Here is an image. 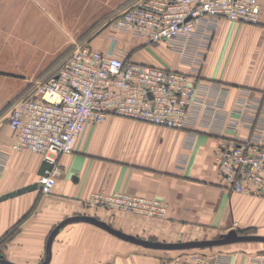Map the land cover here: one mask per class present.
<instances>
[{
	"label": "crops",
	"instance_id": "1",
	"mask_svg": "<svg viewBox=\"0 0 264 264\" xmlns=\"http://www.w3.org/2000/svg\"><path fill=\"white\" fill-rule=\"evenodd\" d=\"M135 1L0 0V36H9L6 57L13 60L0 71L20 74L0 76V112L27 95L38 73L81 39L101 52L114 39L133 62L190 73L191 67L164 44L145 47L108 26ZM258 1V26L222 20L200 69L204 79L229 89L225 111L231 117L240 89L257 99L264 96V0ZM4 118L0 115V145L15 138L7 122L1 123ZM215 146L216 137L202 132L114 116L88 126L73 153L60 157L61 172L49 195L37 185L0 201V264H166L192 252L207 255L209 264H256L252 256L264 251V241L158 247L218 241L230 231L264 238V199L226 189L214 161ZM180 155L187 156L183 169L178 168ZM47 168L36 153L9 154L0 167V197L37 184ZM100 191L158 200L167 205V215L146 219L87 206L88 197ZM82 218L152 246L121 240Z\"/></svg>",
	"mask_w": 264,
	"mask_h": 264
},
{
	"label": "built area",
	"instance_id": "2",
	"mask_svg": "<svg viewBox=\"0 0 264 264\" xmlns=\"http://www.w3.org/2000/svg\"><path fill=\"white\" fill-rule=\"evenodd\" d=\"M260 13L258 0L135 1L108 26L145 47L164 44L191 72L133 62L114 39L106 52L77 46L52 75L10 105L7 125L15 138L0 145V167L13 152L40 155L48 168L37 185L49 195L60 157L73 153L88 126L114 116L216 137L213 157L226 189L264 199V96L240 89L231 117L225 111L229 89L200 74L220 22L255 25ZM186 162L180 155L178 168ZM86 205L146 219H163L168 210L155 199L104 191L91 194ZM252 260L264 264V251ZM166 264L209 263L207 255L192 252Z\"/></svg>",
	"mask_w": 264,
	"mask_h": 264
},
{
	"label": "water",
	"instance_id": "3",
	"mask_svg": "<svg viewBox=\"0 0 264 264\" xmlns=\"http://www.w3.org/2000/svg\"><path fill=\"white\" fill-rule=\"evenodd\" d=\"M37 188V184H33L30 185L28 187H25L23 189H19L17 191L11 192L9 194L3 195L0 197V201H3L7 198H11L29 191H33ZM82 220L84 221H88L91 223L96 224L97 226L101 227L102 229H104L105 231H107L108 233L114 235L115 237L124 240V241H128L130 243L136 244V245H141V246H152V244L148 243L147 241L141 240V239H137L134 238L132 236H128L118 230L112 229L110 227H107L105 225H103L102 223L98 222V221H94L92 219L89 218H82ZM232 241H240V242H248V241H252V242H262L264 241L263 237L260 236H250V235H239L237 232L235 231H230L226 236H224L223 238H221L218 241H209V242H194V243H186V244H179V245H170V244H163V245H158V247H163V248H167V249H176V248H181V249H185V248H194V247H204V246H211V245H219V244H224V243H229Z\"/></svg>",
	"mask_w": 264,
	"mask_h": 264
},
{
	"label": "rangeland",
	"instance_id": "4",
	"mask_svg": "<svg viewBox=\"0 0 264 264\" xmlns=\"http://www.w3.org/2000/svg\"><path fill=\"white\" fill-rule=\"evenodd\" d=\"M258 24L251 25V26H258ZM248 25H250V24H248ZM86 40L87 39H81L79 42L76 41L75 45L72 46L71 48L67 49L65 53L58 55L57 59L55 60V62L52 65H50L49 67H47V68L43 69L41 72H39L38 75L33 80V87H32V89L35 87V85L38 82H40V81L46 79L47 77H49L50 75H52L56 71V69L58 68V66L73 52V50L77 46L85 45L86 44L85 43ZM9 41H10L9 36H7V37L0 36V65H3V66H8V65L11 64V62H13V60H11L9 57H6V54L8 53V51L10 52V50H9L10 46L8 44ZM16 75H20V74H15V72L13 73V72H3V71H0V76L1 77L2 76H5V77H8L9 78V77H13V76H16ZM9 106H10V104L7 105L6 107H4L3 110L0 112V115L1 116H4L5 115V118H4L3 122H1L3 124L5 122H7V116H8Z\"/></svg>",
	"mask_w": 264,
	"mask_h": 264
}]
</instances>
